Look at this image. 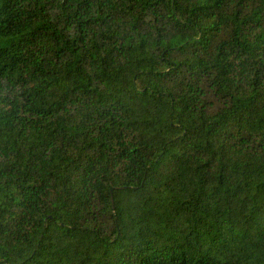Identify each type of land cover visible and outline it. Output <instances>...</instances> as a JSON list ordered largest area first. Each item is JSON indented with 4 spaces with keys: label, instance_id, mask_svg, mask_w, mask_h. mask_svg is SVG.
I'll list each match as a JSON object with an SVG mask.
<instances>
[{
    "label": "trees",
    "instance_id": "obj_1",
    "mask_svg": "<svg viewBox=\"0 0 264 264\" xmlns=\"http://www.w3.org/2000/svg\"><path fill=\"white\" fill-rule=\"evenodd\" d=\"M0 264H264V0H0Z\"/></svg>",
    "mask_w": 264,
    "mask_h": 264
}]
</instances>
